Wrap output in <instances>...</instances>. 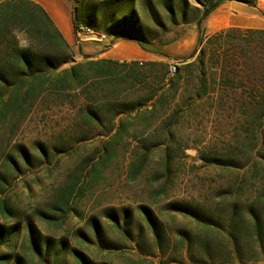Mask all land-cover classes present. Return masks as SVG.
<instances>
[{
	"label": "rangeland",
	"instance_id": "obj_1",
	"mask_svg": "<svg viewBox=\"0 0 264 264\" xmlns=\"http://www.w3.org/2000/svg\"><path fill=\"white\" fill-rule=\"evenodd\" d=\"M63 1L69 5H41L60 31L74 34L75 16L105 35L76 42L74 34V62L92 55L91 45L110 47L115 33L125 31L123 22L140 29L144 47L167 66L180 67L198 42L185 49L197 30L200 0ZM195 78L190 72L171 95L158 77L147 89L97 83L98 100L90 105L76 87L39 98L22 117L0 116V207L10 210L4 216L0 208V252L9 257L3 264H133L140 258L151 262L139 264H188L187 244L178 237H190L195 226L169 205L207 211L221 206L217 192L231 185L245 182L243 202L264 188V120L240 117L234 103L217 110L206 98L194 100ZM150 94L164 95L161 110L151 116L129 111ZM104 95L111 100L99 99ZM89 106L99 110L102 127L82 123L81 109ZM116 110L126 131L117 141L104 133Z\"/></svg>",
	"mask_w": 264,
	"mask_h": 264
},
{
	"label": "trees",
	"instance_id": "obj_2",
	"mask_svg": "<svg viewBox=\"0 0 264 264\" xmlns=\"http://www.w3.org/2000/svg\"><path fill=\"white\" fill-rule=\"evenodd\" d=\"M226 1L200 0L202 10L196 19L197 45L190 55L181 58L180 67L172 75H169L166 63L158 60L119 61L83 54L85 61L74 62L73 46L41 5L31 2H28L31 5H22L25 2L21 0L15 1L16 5H0V116L22 117L39 98L76 87L81 89L90 105L98 100L93 93L97 83L129 82L133 87L147 89L149 80L158 77L167 85V94L171 95L191 72L196 76L194 100L206 98L217 110L234 103L238 105L236 114L240 117L264 120V29L228 28L204 38L202 35V20ZM195 12H199L198 7ZM78 24L74 16V33ZM123 26L125 31L116 32V38L132 39L145 48L140 29L131 31L126 22ZM19 33L24 35L26 44L20 45ZM70 61L74 63L59 69ZM84 67L88 70L81 72ZM102 98L111 100L105 95L99 99ZM148 103L149 107L142 110ZM163 106L164 95L155 98V94H150L135 101L129 111L151 116ZM98 112L96 107L82 108V123L91 128L102 127ZM121 112H112L106 121L104 133L110 140H118L126 132L124 121H116ZM244 185L241 181L231 185L230 192L228 189L218 191L222 207L211 210L200 211L178 203L169 205L170 212H181L195 226L196 231L190 237L186 233H180L178 237L182 244H187L188 264H264V188L243 202L239 194ZM0 208L4 216L10 214L3 202ZM146 222L153 232H157V225L149 217ZM2 237L0 230V245ZM29 241L35 245L31 231ZM7 261L9 257L0 252V264ZM131 262L151 261L140 258L131 259Z\"/></svg>",
	"mask_w": 264,
	"mask_h": 264
},
{
	"label": "crops",
	"instance_id": "obj_3",
	"mask_svg": "<svg viewBox=\"0 0 264 264\" xmlns=\"http://www.w3.org/2000/svg\"><path fill=\"white\" fill-rule=\"evenodd\" d=\"M17 0H0V5H16ZM25 3L31 2L36 5H69L63 0H21ZM27 1V2H26ZM22 5H31V4ZM60 22L55 20V24L59 26ZM68 25V24H67ZM228 28H253L264 29V0H254L253 4H247L239 0H228L216 7L201 22V29L204 35L209 36L215 32ZM63 32L65 39L73 45V33L69 29ZM189 42H186V50L197 42L199 33L193 30L189 34ZM91 54L94 58H110L119 61H149L155 60L157 56L152 51L143 48L134 40H125L121 38L113 39L110 47L103 50L102 44H94L89 46Z\"/></svg>",
	"mask_w": 264,
	"mask_h": 264
},
{
	"label": "built area",
	"instance_id": "obj_4",
	"mask_svg": "<svg viewBox=\"0 0 264 264\" xmlns=\"http://www.w3.org/2000/svg\"><path fill=\"white\" fill-rule=\"evenodd\" d=\"M75 34V38H76V42H80L86 39H96V40H101L104 38V34L99 33L97 31H95L92 28H87L85 26H83V24H78L76 27V33ZM176 72V64H170L168 66V73L169 74H174Z\"/></svg>",
	"mask_w": 264,
	"mask_h": 264
},
{
	"label": "bare ground",
	"instance_id": "obj_5",
	"mask_svg": "<svg viewBox=\"0 0 264 264\" xmlns=\"http://www.w3.org/2000/svg\"><path fill=\"white\" fill-rule=\"evenodd\" d=\"M88 28V27H87ZM177 68V67H176Z\"/></svg>",
	"mask_w": 264,
	"mask_h": 264
}]
</instances>
